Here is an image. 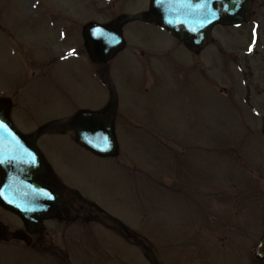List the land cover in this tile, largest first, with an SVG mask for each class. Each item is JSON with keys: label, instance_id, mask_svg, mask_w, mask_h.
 I'll list each match as a JSON object with an SVG mask.
<instances>
[{"label": "rangeland", "instance_id": "1", "mask_svg": "<svg viewBox=\"0 0 264 264\" xmlns=\"http://www.w3.org/2000/svg\"><path fill=\"white\" fill-rule=\"evenodd\" d=\"M30 1L0 0V27L11 37L8 39L0 29V85L13 86L12 82L22 80L23 65L15 52L17 44L22 43L24 51L30 45L31 55L35 53L41 61L52 55L54 40L49 42L52 31L46 15L56 16L54 10L70 16L77 24L94 19L108 22L117 17L111 14L116 10L105 8L106 1L102 0H81L82 3L79 0H41L45 7L54 8L48 9L43 23L39 12L45 7L42 4L39 9L31 10L33 3ZM146 1L124 0L119 12L140 13ZM255 25L259 52L254 56L256 50L249 55L246 47L254 43L250 28ZM214 36L213 44L199 56L195 55L197 59L200 57L201 73L206 77L211 75L208 77L211 79L181 74L184 61L186 66L195 62L188 60L190 53L185 47L173 49L174 52L166 57L168 49L161 48L160 54L164 57H155L153 61L155 69L151 72L156 75L151 81L152 87H144L146 78L142 76V69L147 63L136 60L126 51L113 62L110 88L97 79L85 57L87 73L83 70V60L66 56L57 49L59 62L52 60L57 64L50 69L51 61L47 60L42 66L50 69V75L36 85L35 116L42 117L47 107L53 108L59 118H71L74 112L67 109L69 106L84 102L92 109L98 108L113 89L124 110L119 124L125 126L127 122L136 121L157 135L156 138L139 126L117 130L121 149L134 160L138 170L129 164L119 165L113 158L83 152L67 138V141L61 138L56 141L62 152L55 157L54 166L64 180L80 186L95 203L112 211L125 223L136 226L165 264H240L239 258L247 256L252 242L264 233L261 214L264 211V179L254 178L264 173V138L258 140L257 134L246 129L245 125L255 115L242 98L264 111V0L256 1L249 22L234 28L218 27ZM125 37L130 44L151 50L159 46L174 48L175 45L174 40L157 26L144 22L129 25ZM69 47L63 45L62 48ZM230 54L238 56L233 64L225 61ZM214 79L217 92L223 98L212 87ZM220 88L225 91L219 92ZM260 117L264 122V116ZM236 142L249 145L248 154H252L253 162L244 168V181L240 164L226 159L227 149L233 158L243 154ZM209 143L219 146L222 160L216 154L217 149H211ZM87 226L92 232L93 225ZM77 227L68 231L59 226L54 243L60 249L58 253L0 245V264L50 263L32 251L52 261L55 254L65 259L69 254L70 264H151L140 245L116 240L102 229L97 230L99 233L87 234ZM196 231L199 236L194 238ZM191 239L202 241L203 253L200 249L193 254ZM105 251L115 253L119 260L109 259ZM250 261L251 258H247L241 264Z\"/></svg>", "mask_w": 264, "mask_h": 264}, {"label": "flooded vegetation", "instance_id": "2", "mask_svg": "<svg viewBox=\"0 0 264 264\" xmlns=\"http://www.w3.org/2000/svg\"><path fill=\"white\" fill-rule=\"evenodd\" d=\"M144 19L145 22L159 28L148 16ZM58 39L61 44L78 49L81 54L88 56V44L84 37L83 29L80 32H69L66 37L59 36ZM26 55L29 56L28 51ZM80 59L83 60L84 73H87L88 70L84 65V57ZM42 65L41 63L37 64L36 60L24 59L23 67L26 71L31 70V74H29L30 72L21 74L22 80L12 82L13 86L0 85V104L5 105L4 110L1 111L23 133V137L28 145L30 147L35 145L42 154L43 169L38 171L36 179L40 184L45 186V194L47 193L46 206L42 210L30 212L28 216H25L26 218L6 208L0 202V220L9 227L10 231H21L26 236L21 237V239L14 238L6 242L0 241V243L24 245L26 244V240L22 238H30V243L34 247L53 251L58 249V246L54 243L56 242L59 226L67 228L66 223H68L82 227L91 221L102 223L105 221L107 214L103 211L100 212L99 210L101 209L98 210L94 206H91L88 201L78 196L73 184L64 180L63 177L60 178L55 169V157H57L59 152H62V149L57 146L56 141L59 138L67 141L65 139L67 138L74 143L76 139L72 123L65 124L64 128L58 127L56 121L58 113L53 111V108L44 107L46 113L42 117L34 115L36 85L47 79L50 75V69L47 67L48 70H46ZM105 65L106 63L96 65L100 76L105 72ZM42 71H44V74H41ZM223 91L225 89L221 90V92ZM116 101H119V99L110 100L109 105H105V102H103L95 109L90 108L89 105L83 102L79 105H71L68 109L77 110L78 112H83L84 110L108 112L115 107ZM118 116L117 110V119ZM80 150L84 152V150ZM52 190H55L56 194L58 193L60 196L61 207L59 211L54 210L57 199L51 194ZM253 255L254 257H250V263L247 264H264V259L260 261L255 258V252Z\"/></svg>", "mask_w": 264, "mask_h": 264}, {"label": "water", "instance_id": "3", "mask_svg": "<svg viewBox=\"0 0 264 264\" xmlns=\"http://www.w3.org/2000/svg\"><path fill=\"white\" fill-rule=\"evenodd\" d=\"M158 8L163 11L164 18H159V22H164L165 27L180 39L189 40V48L192 50L200 49L211 39V29L217 23L233 24L240 23L247 19L250 13V2L247 0H161ZM176 9L171 15L167 6ZM91 28L88 26L87 29ZM115 29L116 35L119 37L121 25L104 27L106 31ZM106 41H109L107 39ZM108 43V42H107ZM121 47V40L114 41L109 48L105 50V56H99L98 48L91 46L92 56L97 61H104L110 58ZM103 53V52H102ZM0 120H6L0 114ZM76 123L83 122L85 124L84 131L89 132V139L83 141L82 133H78L80 139L86 143L92 150L101 154H113L116 149L113 132L110 122L100 123V116L93 114H84L79 116ZM79 132V131H78ZM0 148H4L3 143ZM13 149V148H10ZM13 152V151H10ZM22 154L19 156L21 157ZM18 159L17 156L11 155L9 152L2 154L0 152V170H14L12 161ZM15 210H19L18 206L11 205ZM21 211V210H20ZM5 233L1 232L0 236ZM260 254L264 255V241L259 246Z\"/></svg>", "mask_w": 264, "mask_h": 264}, {"label": "snow or ice", "instance_id": "4", "mask_svg": "<svg viewBox=\"0 0 264 264\" xmlns=\"http://www.w3.org/2000/svg\"><path fill=\"white\" fill-rule=\"evenodd\" d=\"M3 121L2 120H0V127H3Z\"/></svg>", "mask_w": 264, "mask_h": 264}]
</instances>
